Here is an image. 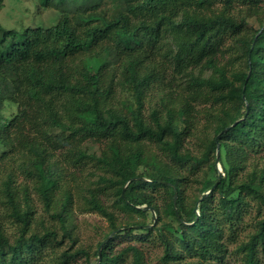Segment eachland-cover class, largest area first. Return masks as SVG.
<instances>
[{
    "label": "trees",
    "instance_id": "16d2710c",
    "mask_svg": "<svg viewBox=\"0 0 264 264\" xmlns=\"http://www.w3.org/2000/svg\"><path fill=\"white\" fill-rule=\"evenodd\" d=\"M42 5L59 12L54 24L0 25V205L15 226L9 235L0 218V264H125L150 240L161 248L157 264H225L229 255L264 264V0ZM200 67L213 75L195 74ZM155 88L161 95L146 115ZM121 89L133 100L126 111ZM5 104L15 111L5 114ZM198 116L212 136L193 154L182 145ZM87 160L114 188L113 207L137 217L118 222L90 192L88 209L108 222L92 251L71 249L66 225ZM31 191L53 226L35 219Z\"/></svg>",
    "mask_w": 264,
    "mask_h": 264
},
{
    "label": "rangeland",
    "instance_id": "374dc122",
    "mask_svg": "<svg viewBox=\"0 0 264 264\" xmlns=\"http://www.w3.org/2000/svg\"><path fill=\"white\" fill-rule=\"evenodd\" d=\"M42 3L43 0H3V5L0 8V25L7 29L14 28L16 30H22L29 26L44 27L54 24L58 19L59 12L51 7H43ZM213 7L218 8L219 3H214ZM253 25L256 26V21L250 23L247 32L253 27ZM17 38L20 39V34ZM236 41L237 38H231L228 39L226 43L227 45H235ZM194 73L201 77L213 75L211 69L201 67L196 69ZM153 92L156 93V96L154 95L155 100L146 103V109L144 111L146 115L150 108L158 102V95H161V92L158 89H156V92ZM118 101L119 107H122V109L126 111V107L132 104L133 100L129 91L121 89L119 90ZM178 106H180V104H176V107ZM197 108H199V106H197ZM2 111L5 114H10L15 111V105L5 104L2 107ZM196 120V133H194V136L186 137L182 145L183 151H188L193 154H198V151L200 150L198 145L200 139L204 140L205 138L212 136V128L208 126L205 120L199 116ZM146 144L148 145L147 150H149L152 155L162 158L163 161H169L153 144L148 141ZM90 150L96 152L97 146L94 144L91 145ZM170 162V164L180 169V166L175 165L172 161ZM216 166L217 168H220L219 164ZM77 173L78 178L72 183V203L69 207L66 225L71 232V236L76 239V243L72 245L71 249H75L81 245L92 251L96 247L98 241H100L104 234L108 232V222L100 213L88 209L85 197L89 196L90 192L95 193L109 210L114 211L116 218L119 219L118 222H123V219H137V217H128L124 212L113 207V200L115 197L114 188L108 182L98 181V175L101 174L102 171L96 167L93 161L87 160L82 163L78 168ZM210 177L214 178V175L211 174ZM19 182L23 183L24 181L20 179ZM191 183V192L198 193L197 189L200 185L193 183L192 181ZM30 199L34 209L35 219H41V222L44 225L53 226L55 224L54 219L43 210L39 198L33 191L30 193ZM4 213L3 207L0 205V218L4 219ZM189 217L190 214L185 215V219H188ZM4 224L9 235H11L15 229L14 224L8 219H4ZM37 227L40 228L41 226ZM116 241L120 244L127 242L125 239H117ZM69 243L70 242L66 240L64 246H67ZM134 248L135 249L127 256L125 264H157L161 248L156 242H152L151 240L137 242ZM231 248H233V245L230 246V249ZM82 263L83 259L77 258L73 264ZM233 263H235V256L229 255L225 264Z\"/></svg>",
    "mask_w": 264,
    "mask_h": 264
},
{
    "label": "water",
    "instance_id": "95a60500",
    "mask_svg": "<svg viewBox=\"0 0 264 264\" xmlns=\"http://www.w3.org/2000/svg\"><path fill=\"white\" fill-rule=\"evenodd\" d=\"M236 121H234L233 123H231V124H234ZM217 160H218V150H216V162H217ZM217 171H218V179H219V177L222 175V171H221V169L220 168H217ZM218 179H217V181H218ZM216 181V182H217ZM203 195H205V193L203 194ZM173 196H174V200H175V197H176V191H175V189H174V192H173ZM145 208H148L147 206H145ZM151 210V212H152V214H153V210L152 209H150Z\"/></svg>",
    "mask_w": 264,
    "mask_h": 264
}]
</instances>
